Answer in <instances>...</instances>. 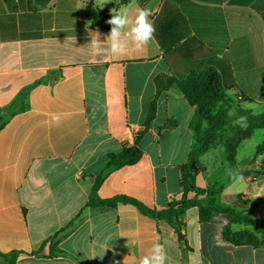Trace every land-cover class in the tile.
<instances>
[{
	"label": "crops",
	"instance_id": "crops-1",
	"mask_svg": "<svg viewBox=\"0 0 264 264\" xmlns=\"http://www.w3.org/2000/svg\"><path fill=\"white\" fill-rule=\"evenodd\" d=\"M140 8L155 25L143 51L94 55L90 33H110L96 12ZM208 67L264 114V0H0V264L14 254L15 264H138L157 242L166 264H264V233L205 203L174 223L90 204L100 175L97 198L128 196L156 213L206 197L181 186L194 107L176 82ZM159 79L172 84L157 93ZM144 130L140 160L107 168ZM235 160L208 150L196 186L222 187L217 204L264 220V128ZM227 227L261 244H234Z\"/></svg>",
	"mask_w": 264,
	"mask_h": 264
},
{
	"label": "trees",
	"instance_id": "trees-1",
	"mask_svg": "<svg viewBox=\"0 0 264 264\" xmlns=\"http://www.w3.org/2000/svg\"><path fill=\"white\" fill-rule=\"evenodd\" d=\"M96 15L100 19L102 26L110 30L111 26L106 21L111 16L105 15L100 11H97ZM156 83L157 93H160L168 84H172V81L159 79ZM176 84L181 89L188 103L194 107V113L190 120L193 142L187 162L181 166V186L184 194L189 191H195L197 194L206 193V197L203 200H184L179 204L172 203L168 210L156 213L140 201L128 196L120 195L104 200L97 198L95 193L104 180V176L100 175L95 180L90 204L108 207H116L118 203L132 204L145 215L155 217L160 221L174 223L177 222L178 218L183 215L188 207L199 206L205 203L212 211L228 213L231 216L232 222L252 226L255 230L264 233L263 219L252 218L250 211H247V213L236 212L233 207H223L216 203L215 196L222 187L214 185L207 189H200L196 186V175L200 169L201 156L212 148L222 147L224 159L234 165L239 145L249 138L255 130L264 128V114L247 116L248 126L246 129H242L236 124L232 125L228 115L222 111L224 107L223 103L226 101L225 93L232 90L235 96L239 97L243 102L252 103L253 101L240 94L236 87L225 81L216 69L212 67H208L201 72H193L184 79L177 81ZM155 105V101L150 104L146 120L147 125H149L155 115ZM144 134L145 130L137 133L135 145L124 148L118 154H110L107 168L116 169L138 162L142 156V151L138 147V144ZM261 174L264 175V170ZM234 205H239V202L236 201ZM223 235L225 239L237 245L253 244L257 246L261 244L249 230L233 232L227 227ZM0 257L2 256L0 255ZM3 257L6 258L5 256ZM15 259V254L9 257V259L6 258L7 264H15Z\"/></svg>",
	"mask_w": 264,
	"mask_h": 264
},
{
	"label": "clouds",
	"instance_id": "clouds-1",
	"mask_svg": "<svg viewBox=\"0 0 264 264\" xmlns=\"http://www.w3.org/2000/svg\"><path fill=\"white\" fill-rule=\"evenodd\" d=\"M106 2L108 0H103V3ZM152 15L153 11L150 8L138 9L135 16H130L127 12H112L111 18L106 21L111 28L105 41L100 40V33L97 31L90 33L91 40L87 46L94 55L109 53L113 56H121L127 52L130 45L136 51H143L154 38L155 25L150 20ZM235 124L246 129L247 117L240 116ZM95 257L97 256H91L89 259ZM99 257L103 259V256ZM166 261L167 254L164 245L157 242L151 245L138 264H166Z\"/></svg>",
	"mask_w": 264,
	"mask_h": 264
},
{
	"label": "rangeland",
	"instance_id": "rangeland-1",
	"mask_svg": "<svg viewBox=\"0 0 264 264\" xmlns=\"http://www.w3.org/2000/svg\"><path fill=\"white\" fill-rule=\"evenodd\" d=\"M225 95H226V101L225 103H223L224 107L222 108V111L228 115L229 119L232 122V125H235V121L240 116L247 117L249 115H254V116L259 115L256 113V111L251 105H249L247 102H243L239 97L235 96L233 92L227 91ZM214 147L216 146L214 145ZM218 148L219 151L223 154V148L222 147H218Z\"/></svg>",
	"mask_w": 264,
	"mask_h": 264
}]
</instances>
